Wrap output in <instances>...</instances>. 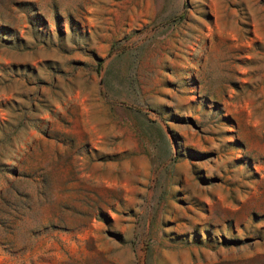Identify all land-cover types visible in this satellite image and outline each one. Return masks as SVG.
I'll return each instance as SVG.
<instances>
[{"label":"rangeland","instance_id":"obj_1","mask_svg":"<svg viewBox=\"0 0 264 264\" xmlns=\"http://www.w3.org/2000/svg\"><path fill=\"white\" fill-rule=\"evenodd\" d=\"M0 264H264V0H0Z\"/></svg>","mask_w":264,"mask_h":264}]
</instances>
